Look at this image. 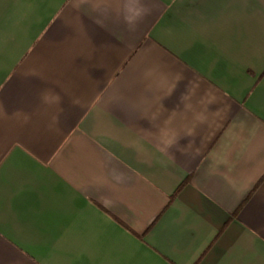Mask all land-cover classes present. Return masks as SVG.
<instances>
[{
    "label": "crops",
    "instance_id": "obj_1",
    "mask_svg": "<svg viewBox=\"0 0 264 264\" xmlns=\"http://www.w3.org/2000/svg\"><path fill=\"white\" fill-rule=\"evenodd\" d=\"M0 264H264V0H0Z\"/></svg>",
    "mask_w": 264,
    "mask_h": 264
}]
</instances>
